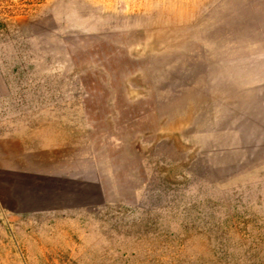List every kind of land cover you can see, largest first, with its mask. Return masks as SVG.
Returning a JSON list of instances; mask_svg holds the SVG:
<instances>
[{"label": "rangeland", "instance_id": "374dc122", "mask_svg": "<svg viewBox=\"0 0 264 264\" xmlns=\"http://www.w3.org/2000/svg\"><path fill=\"white\" fill-rule=\"evenodd\" d=\"M0 264H264V0H0Z\"/></svg>", "mask_w": 264, "mask_h": 264}]
</instances>
